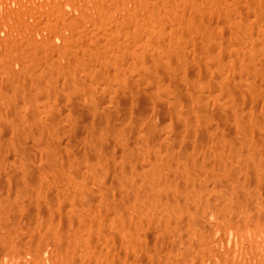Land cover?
<instances>
[{
    "label": "bare ground",
    "instance_id": "bare-ground-1",
    "mask_svg": "<svg viewBox=\"0 0 264 264\" xmlns=\"http://www.w3.org/2000/svg\"><path fill=\"white\" fill-rule=\"evenodd\" d=\"M0 262L264 264V0H0Z\"/></svg>",
    "mask_w": 264,
    "mask_h": 264
},
{
    "label": "rangeland",
    "instance_id": "rangeland-1",
    "mask_svg": "<svg viewBox=\"0 0 264 264\" xmlns=\"http://www.w3.org/2000/svg\"><path fill=\"white\" fill-rule=\"evenodd\" d=\"M1 264H3L2 262H0Z\"/></svg>",
    "mask_w": 264,
    "mask_h": 264
}]
</instances>
